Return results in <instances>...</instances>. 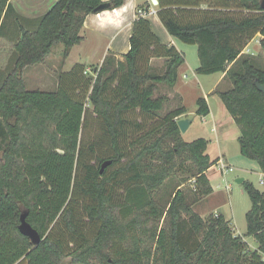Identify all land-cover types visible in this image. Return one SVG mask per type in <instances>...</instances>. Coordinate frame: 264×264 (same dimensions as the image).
<instances>
[{
    "label": "trees",
    "instance_id": "1",
    "mask_svg": "<svg viewBox=\"0 0 264 264\" xmlns=\"http://www.w3.org/2000/svg\"><path fill=\"white\" fill-rule=\"evenodd\" d=\"M9 1L0 0V25ZM158 1L167 31L197 45V73L231 79L232 87L217 92L240 129L242 155L264 173V92L257 86L264 85V64L243 58L248 41L264 37V0ZM103 4L115 8L123 0H58L35 28L21 26L13 44L14 65L0 77V264H64L68 257L72 264H264V191L253 182L245 188L254 251L223 214L205 218L194 209L213 192L207 171L217 160L205 137L183 138L185 105L159 117L167 98L157 95L158 84L174 87L185 57L161 42L147 17L134 21L124 59L107 55L94 78L85 80L86 66L77 63L60 74L56 90L26 87L25 69L46 61L58 44L67 58L83 40L87 15ZM153 57L167 59L164 72ZM197 105L198 115L210 113L204 96ZM93 114L104 134L86 142L82 132ZM183 169L190 176L167 191ZM191 179L194 186L183 188ZM23 223L39 232V244Z\"/></svg>",
    "mask_w": 264,
    "mask_h": 264
},
{
    "label": "rangeland",
    "instance_id": "2",
    "mask_svg": "<svg viewBox=\"0 0 264 264\" xmlns=\"http://www.w3.org/2000/svg\"><path fill=\"white\" fill-rule=\"evenodd\" d=\"M261 36L262 34L258 33L253 39L248 41L243 50V58L251 57L253 55L252 57H256L259 63L263 65L264 47L261 44ZM176 42L178 48L184 54V63L187 66V69L183 70L184 73H186V75L184 76V80L190 83V86L193 90L185 92V99L183 100L181 94L175 91L174 87H170L165 83L158 84L159 87L157 95H163L167 98L164 109L160 112V118H163L168 112L180 107L181 105H183V103L187 105L189 109L196 106V103L194 104L191 101V98H196L197 96H195V94L198 95V93L201 91H207L215 83L219 76V72L217 74L196 73L195 69L200 62L197 45L184 43L179 39H177ZM63 46V44L56 45L53 48V54H50L51 56L49 55L46 58V61L25 69L24 80L28 89L56 90L58 88L60 80L59 76L62 73V67L64 65V56L62 52L60 53V49L61 47L63 48ZM166 60L167 59H165L164 63L157 62L152 66L156 69L157 72H164ZM10 66L11 65H7L5 69L0 71L2 76L6 75L10 71V69H7ZM100 66H98L97 69ZM237 67H239V65ZM94 68L95 67L92 66L90 70H85V72H83L85 75V80L94 78V76L96 75ZM196 74L199 78V81H201V84L198 82ZM230 87H232V81L231 79L227 78L225 82L217 87V89L215 90L216 92H214L209 97L211 98V103L215 110L217 109L218 101L222 102L218 92L225 91ZM88 106L91 110L93 109V106L90 103H88ZM89 119L90 120H88L87 125L84 127L82 132L83 140L86 142H88L92 138H102L104 134L101 125H99L97 122L96 115L93 114ZM212 134L213 132H211L210 122L203 121L200 117H196L193 125L190 126L186 132L182 133V136L187 141H193L194 139L202 136L210 138ZM233 142L234 141L229 143V156L231 158L230 160H228V162L233 165L235 170L229 172L226 175L227 181H225L223 179L225 175L222 174L217 163H215L209 170V175L212 178L215 192L195 203L194 209L205 218L210 216V214L223 213L228 219L231 220L232 226L234 228V233L236 235L243 236L248 242V249L254 251L258 248L259 244L254 236L247 235L246 213L250 210L252 204L250 196L245 188V181L253 182V184L258 189L264 191V175L260 170L258 162L256 160H252L243 156L240 151V143L233 144ZM214 146H216L215 142L212 143V147ZM210 152L214 153L211 148ZM101 154L102 156L106 155L104 152H101ZM96 164H98V162ZM190 165V163H186L187 168ZM190 173L191 171H188L187 169H183L182 171H180L174 178V180H171V182L168 183L167 191L170 190L175 183H178L180 179L190 176ZM242 177L244 178V181L238 182L237 179ZM261 179H263V182L261 181ZM193 184H195V179H191L190 181L185 182L182 186L183 188L188 189L194 186ZM227 185H229L230 188H227ZM122 192L123 189H120L119 193L122 194ZM164 194L165 192L161 191L159 193V197H162V195ZM81 213H83L82 207H80V215H82ZM73 245L74 244L72 243L71 246ZM70 260L71 257L66 258L64 260V264H72ZM96 263L97 262H95V264Z\"/></svg>",
    "mask_w": 264,
    "mask_h": 264
},
{
    "label": "crops",
    "instance_id": "3",
    "mask_svg": "<svg viewBox=\"0 0 264 264\" xmlns=\"http://www.w3.org/2000/svg\"><path fill=\"white\" fill-rule=\"evenodd\" d=\"M57 1L58 0L9 1L12 9L5 12L0 25V71L5 69L7 65H11L7 69H11L14 65L15 50L13 48V44H15L21 35V26L28 29L35 28L36 19L47 13ZM103 1L108 2L110 0ZM151 3H153V0H123V4L118 7L107 8L99 12H92L88 14L81 32L83 40L71 49L70 55L67 58L63 59L64 65L62 67V72L69 71L77 63H83L86 66V70H90L91 67L94 66V70L96 71L97 67L102 64L105 57L109 54H114L118 58L124 59L123 56L131 49V36L133 34L134 21L140 15V8L147 11V14L144 16L149 19L152 30L159 37L161 42L164 44L175 45L180 51L176 42L177 38L173 37L167 31L157 14L158 4L151 6ZM207 6V4L202 5V7ZM62 51L63 48L61 47L60 53ZM10 59L12 64L10 63ZM165 59L166 58L153 57L151 59V64L154 65L157 62L164 63ZM199 65L200 62L195 69L196 73ZM185 69H187L185 63L179 67L178 80L174 86L175 91L181 94L183 100L185 99V92L193 90L190 83L184 80L186 73H184L183 70ZM0 77L4 78V75L2 76L0 73ZM196 77L198 82L201 84L197 74ZM226 79L225 73L219 72L217 80L207 91H201L198 95L195 94V96H197L196 98H191V101L194 104L196 103V106L189 109L187 105L183 103V105L187 107L188 112L181 115L179 119L185 117L190 118L192 120L190 126L193 125L196 117H200L203 121L210 122L211 132H213L212 136L210 138L202 136L209 142L207 152L210 154L212 159L217 161L225 159L226 162L229 163L228 160L231 158L229 156V143L232 141H234L233 144L239 143L241 132L234 118L226 108L223 100L220 98L222 102L218 101V106L215 110L211 103V98H209L215 92L217 87L225 82ZM201 96L206 98L210 108V113L206 116H201L196 113L198 109L197 100ZM213 142L216 143V146L214 147H212ZM210 148L214 151V153L210 152ZM209 170L207 171V175L213 187V194L215 192V187L212 183V178L209 175ZM262 174L264 175V173ZM223 179L227 181L226 175Z\"/></svg>",
    "mask_w": 264,
    "mask_h": 264
},
{
    "label": "water",
    "instance_id": "4",
    "mask_svg": "<svg viewBox=\"0 0 264 264\" xmlns=\"http://www.w3.org/2000/svg\"><path fill=\"white\" fill-rule=\"evenodd\" d=\"M154 4H158V0H153ZM106 4H103L101 6H99L96 11H100L103 10L104 8H106ZM257 86L258 88L264 92V85L260 84L259 82H257ZM192 123V120L190 118H181L178 120V125L181 129V132L184 133L188 130L190 124ZM107 164H109L108 162L104 163L101 169V172H103V170L105 169V167L107 166ZM238 182H243L244 178H238L237 179ZM22 230L30 236L31 240L33 241L34 244H39L42 240L41 235L39 234V232L33 228L31 225L27 224V223H23L22 225Z\"/></svg>",
    "mask_w": 264,
    "mask_h": 264
},
{
    "label": "built area",
    "instance_id": "5",
    "mask_svg": "<svg viewBox=\"0 0 264 264\" xmlns=\"http://www.w3.org/2000/svg\"><path fill=\"white\" fill-rule=\"evenodd\" d=\"M153 5L154 4L151 3V6H153ZM139 14L144 16V15L147 14V11L145 9L140 8L139 9ZM261 37L264 38L263 35ZM217 165H218L219 170L222 172L223 175H227L229 172H232V171L235 170L234 167L231 164L226 162L225 159L218 160L217 161ZM261 181L263 182V179H261ZM227 188H230V186L227 185Z\"/></svg>",
    "mask_w": 264,
    "mask_h": 264
}]
</instances>
